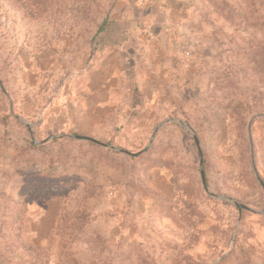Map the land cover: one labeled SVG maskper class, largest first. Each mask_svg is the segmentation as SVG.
Segmentation results:
<instances>
[{"label": "rangeland", "instance_id": "1", "mask_svg": "<svg viewBox=\"0 0 264 264\" xmlns=\"http://www.w3.org/2000/svg\"><path fill=\"white\" fill-rule=\"evenodd\" d=\"M142 1L0 0V264H264V0Z\"/></svg>", "mask_w": 264, "mask_h": 264}, {"label": "water", "instance_id": "2", "mask_svg": "<svg viewBox=\"0 0 264 264\" xmlns=\"http://www.w3.org/2000/svg\"><path fill=\"white\" fill-rule=\"evenodd\" d=\"M169 122H177L179 124H181L182 126L186 127L188 130H190L192 133H193V137H194V140H195V143L197 145V148H198V151H199V155H200V165H201V175H202V182H203V187H204V190L211 196L213 197H216L209 189L208 187V184H207V178H206V175H205V171L203 169V154H202V149H201V145H200V141L199 139L197 138V136L195 135L193 129L191 128V126L189 125H186L184 123H182L181 121H178V120H172V121H167L165 122L164 124H162L160 126L163 127L165 124L169 123ZM160 128L157 130V132L160 130ZM79 139L81 140H86V141H89L93 144H96L98 146H101V147H106V148H111L112 150L118 152V153H121V154H124V155H127L129 157H132V158H137L139 157L140 155L144 154L147 150H144L140 153H132L128 150H125V149H119V148H115V147H111L109 146L108 144H105L103 142H100L98 140H95L93 138H89V137H79ZM258 180L259 182L261 183V185L264 187V182L261 180V178L258 176ZM223 199V198H222ZM235 206L242 212V211H249V212H252V213H255V214H263V212L261 211H258V210H255L253 208H250L249 206L247 205H244V204H241L237 201H233Z\"/></svg>", "mask_w": 264, "mask_h": 264}, {"label": "trees", "instance_id": "3", "mask_svg": "<svg viewBox=\"0 0 264 264\" xmlns=\"http://www.w3.org/2000/svg\"><path fill=\"white\" fill-rule=\"evenodd\" d=\"M148 1L150 0H146V2ZM136 8L139 9L140 6H136ZM127 26H128L127 19H124L122 22L116 24L114 23L107 24L106 22L100 29V36H99L100 41L103 42L106 39V45L108 44V46H110L109 44H112L116 47L123 45L130 38L129 33L127 32L128 31Z\"/></svg>", "mask_w": 264, "mask_h": 264}]
</instances>
